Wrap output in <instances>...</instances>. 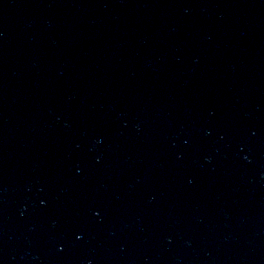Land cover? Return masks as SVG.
I'll return each instance as SVG.
<instances>
[{
    "label": "water",
    "instance_id": "obj_1",
    "mask_svg": "<svg viewBox=\"0 0 264 264\" xmlns=\"http://www.w3.org/2000/svg\"><path fill=\"white\" fill-rule=\"evenodd\" d=\"M0 264H264V0H0Z\"/></svg>",
    "mask_w": 264,
    "mask_h": 264
},
{
    "label": "snow or ice",
    "instance_id": "obj_2",
    "mask_svg": "<svg viewBox=\"0 0 264 264\" xmlns=\"http://www.w3.org/2000/svg\"><path fill=\"white\" fill-rule=\"evenodd\" d=\"M77 239H79V237H77Z\"/></svg>",
    "mask_w": 264,
    "mask_h": 264
}]
</instances>
